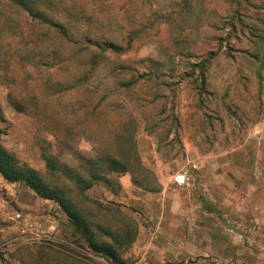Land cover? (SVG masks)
<instances>
[{
    "label": "rangeland",
    "instance_id": "obj_1",
    "mask_svg": "<svg viewBox=\"0 0 264 264\" xmlns=\"http://www.w3.org/2000/svg\"><path fill=\"white\" fill-rule=\"evenodd\" d=\"M44 1L67 37L0 0V38L21 54L0 61L1 143L88 231L61 211L58 240L12 257L264 264V0ZM247 143L261 166L240 178Z\"/></svg>",
    "mask_w": 264,
    "mask_h": 264
},
{
    "label": "crops",
    "instance_id": "obj_2",
    "mask_svg": "<svg viewBox=\"0 0 264 264\" xmlns=\"http://www.w3.org/2000/svg\"><path fill=\"white\" fill-rule=\"evenodd\" d=\"M244 149L255 154L243 160L240 156L237 160H233L234 174L240 178H248L246 172L251 174L253 168L261 166L255 152L258 150L257 145L247 143L244 148L235 149L234 155H239ZM176 211L178 212L179 209L172 208V215ZM59 219H62V212L56 204L39 198L23 184L8 183L0 174V264H22L11 254L25 242L58 240L57 236L62 231ZM174 228L172 226V231ZM175 242L176 238L172 232V244ZM188 244L189 241H185L184 245Z\"/></svg>",
    "mask_w": 264,
    "mask_h": 264
},
{
    "label": "trees",
    "instance_id": "obj_3",
    "mask_svg": "<svg viewBox=\"0 0 264 264\" xmlns=\"http://www.w3.org/2000/svg\"><path fill=\"white\" fill-rule=\"evenodd\" d=\"M4 2L16 8L17 11L21 12V15L24 18L25 25H27V22H29L30 25L37 23V25L47 28V32L55 31V33L57 32L61 36L63 35L64 37H67L65 34L67 29H65L63 23L48 15V12L50 10H48V7H46L45 5L48 4L46 1L4 0ZM2 21L0 19V32L2 31L3 26ZM19 44L20 42L18 41H16L15 43H5L3 39L0 38V61H4L7 65H9L17 57H20V48L17 47V45ZM10 47L14 51L13 54L8 55L7 51ZM5 48H7V50L3 53L2 50ZM2 134L3 131L0 130V174L3 176V178L8 183L23 184L25 187L32 190L39 198L56 203L61 211L67 215L75 229H77L78 231H80L83 227L86 229V224L84 223L83 219L79 217L70 198L64 196V194L60 190L50 189L40 179V177L35 174L33 170L29 168H22L17 165V162L14 159L13 155L9 151H7L1 143ZM50 164H52V168H54L53 163ZM100 170L101 171H97V174L95 173V171L90 172L91 181L85 183L84 190L90 189L94 185L96 179L101 176V174H106L104 173L106 171V168H100ZM77 185H79V183H77ZM86 231L88 230L86 229ZM89 242V245L92 244L95 249L92 241Z\"/></svg>",
    "mask_w": 264,
    "mask_h": 264
},
{
    "label": "built area",
    "instance_id": "obj_4",
    "mask_svg": "<svg viewBox=\"0 0 264 264\" xmlns=\"http://www.w3.org/2000/svg\"><path fill=\"white\" fill-rule=\"evenodd\" d=\"M180 183H183L184 182V179H178Z\"/></svg>",
    "mask_w": 264,
    "mask_h": 264
}]
</instances>
